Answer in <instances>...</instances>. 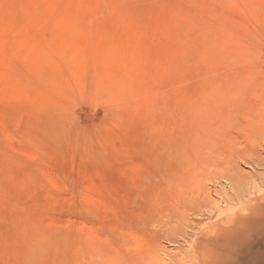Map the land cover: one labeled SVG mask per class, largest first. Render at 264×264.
Returning <instances> with one entry per match:
<instances>
[{
    "label": "rangeland",
    "instance_id": "rangeland-1",
    "mask_svg": "<svg viewBox=\"0 0 264 264\" xmlns=\"http://www.w3.org/2000/svg\"><path fill=\"white\" fill-rule=\"evenodd\" d=\"M189 262L264 264V0H0V264Z\"/></svg>",
    "mask_w": 264,
    "mask_h": 264
},
{
    "label": "bare ground",
    "instance_id": "bare-ground-1",
    "mask_svg": "<svg viewBox=\"0 0 264 264\" xmlns=\"http://www.w3.org/2000/svg\"><path fill=\"white\" fill-rule=\"evenodd\" d=\"M140 253H141V252H140ZM132 256H133V255H132ZM109 257H110V256H109ZM123 257H124V256H123ZM140 257H141V256H140ZM143 257H144V256H143ZM147 257H148V256H147ZM143 259H144V258H143ZM108 260H109V259H108ZM134 260H135V259H134ZM145 261H146V260H145ZM177 261H178V260H177ZM108 262H109V261H108ZM142 262H143V261H142ZM142 262H141V263H142ZM148 262H149V261H148ZM121 263H122V260H121ZM130 263H131V262H130ZM132 263H133V262H132ZM137 263H138V262H137ZM137 263H136V264H137ZM126 264H127V263H126ZM189 264H190V262H189Z\"/></svg>",
    "mask_w": 264,
    "mask_h": 264
}]
</instances>
